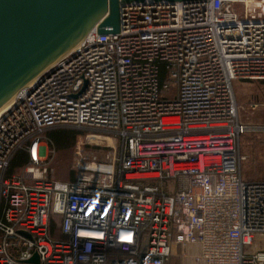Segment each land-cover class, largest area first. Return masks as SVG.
Wrapping results in <instances>:
<instances>
[{
	"label": "built area",
	"instance_id": "built-area-1",
	"mask_svg": "<svg viewBox=\"0 0 264 264\" xmlns=\"http://www.w3.org/2000/svg\"><path fill=\"white\" fill-rule=\"evenodd\" d=\"M238 79L264 81V0H146L122 7L119 33L93 27L0 110V264H264ZM59 126L116 146L77 144L75 179H49L43 133ZM19 150L29 163L8 175Z\"/></svg>",
	"mask_w": 264,
	"mask_h": 264
},
{
	"label": "water",
	"instance_id": "water-1",
	"mask_svg": "<svg viewBox=\"0 0 264 264\" xmlns=\"http://www.w3.org/2000/svg\"><path fill=\"white\" fill-rule=\"evenodd\" d=\"M145 1L0 0V109L93 27L98 34L119 33L122 7Z\"/></svg>",
	"mask_w": 264,
	"mask_h": 264
},
{
	"label": "rangeland",
	"instance_id": "rangeland-1",
	"mask_svg": "<svg viewBox=\"0 0 264 264\" xmlns=\"http://www.w3.org/2000/svg\"><path fill=\"white\" fill-rule=\"evenodd\" d=\"M258 2L260 0H251ZM233 89L238 105V114H264V82L261 80L245 81L235 80ZM256 104L255 112H252L251 105ZM69 129L78 130L80 134L77 136L74 146L67 151H56L49 153L47 177L49 179L70 180L71 176L76 177L75 160L77 144H84L81 147L82 156L97 155L98 158H104L109 148L105 145L113 144L112 134L104 129H83L77 127L65 126ZM95 134L103 136L91 137L94 141L88 143L85 139L86 135ZM109 137L110 139H107ZM110 141V142H109ZM241 152L245 156L241 164L242 178L246 181L264 178V135L255 133H246L240 139ZM52 156V157H51ZM76 164V163H75ZM156 174H146L145 177H154ZM264 248V238L260 237L256 240L254 248ZM176 256L171 257L167 264H194L190 258L177 259Z\"/></svg>",
	"mask_w": 264,
	"mask_h": 264
},
{
	"label": "trees",
	"instance_id": "trees-1",
	"mask_svg": "<svg viewBox=\"0 0 264 264\" xmlns=\"http://www.w3.org/2000/svg\"><path fill=\"white\" fill-rule=\"evenodd\" d=\"M264 82V81H263ZM80 134L78 130L69 129L65 126L53 127L47 129L43 133V138L48 142L51 155L56 151H67L74 146L77 136ZM245 134V133H244ZM29 163L27 153L23 150L17 151L10 160L7 174L10 175L14 172H20ZM53 180H57L52 178ZM74 175L71 176L70 180H59V181H73ZM60 217L52 214L50 216V233L53 237L58 238L59 234Z\"/></svg>",
	"mask_w": 264,
	"mask_h": 264
},
{
	"label": "crops",
	"instance_id": "crops-1",
	"mask_svg": "<svg viewBox=\"0 0 264 264\" xmlns=\"http://www.w3.org/2000/svg\"><path fill=\"white\" fill-rule=\"evenodd\" d=\"M255 107L256 104L251 105L252 112H255ZM238 119L248 128L245 134L255 133L261 136L264 135V114H238ZM255 180H261V179H255Z\"/></svg>",
	"mask_w": 264,
	"mask_h": 264
},
{
	"label": "bare ground",
	"instance_id": "bare-ground-1",
	"mask_svg": "<svg viewBox=\"0 0 264 264\" xmlns=\"http://www.w3.org/2000/svg\"><path fill=\"white\" fill-rule=\"evenodd\" d=\"M251 1V0H250ZM257 2V1H256ZM256 2H253V1H251V3L252 4H254V3H256ZM2 109V108H1ZM0 109V110H1ZM91 137H97V138H99V137H101V138H103V136H99V135H96V136H93V135H91ZM107 139H110L109 137H107ZM110 142V141H109ZM193 165L192 164H182L181 165V167H183V168H189V167H192Z\"/></svg>",
	"mask_w": 264,
	"mask_h": 264
}]
</instances>
